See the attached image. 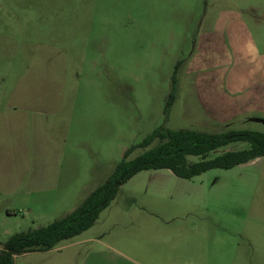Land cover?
<instances>
[{
	"label": "rangeland",
	"instance_id": "obj_1",
	"mask_svg": "<svg viewBox=\"0 0 264 264\" xmlns=\"http://www.w3.org/2000/svg\"><path fill=\"white\" fill-rule=\"evenodd\" d=\"M253 118L264 120V0H0V144L24 183L0 194V235L66 216L161 126L264 133ZM39 181L68 185L29 188ZM124 231L172 235L153 264H264V158L192 180L142 171L61 244Z\"/></svg>",
	"mask_w": 264,
	"mask_h": 264
},
{
	"label": "trees",
	"instance_id": "obj_2",
	"mask_svg": "<svg viewBox=\"0 0 264 264\" xmlns=\"http://www.w3.org/2000/svg\"><path fill=\"white\" fill-rule=\"evenodd\" d=\"M176 89V79L173 78L172 91L164 110L166 117L175 101ZM155 141L158 143L147 149ZM233 143L246 146L226 150ZM138 147L145 149L143 153L128 159ZM257 158H264L263 132L231 129L209 133L170 130L161 126L146 136L139 146L128 149L110 176L71 213L46 226L10 236L2 244L0 264H14L16 256L27 253L50 251L88 231L95 225L101 212L111 205L120 188L142 171L166 169L180 179L192 180L210 170H229Z\"/></svg>",
	"mask_w": 264,
	"mask_h": 264
},
{
	"label": "crops",
	"instance_id": "obj_3",
	"mask_svg": "<svg viewBox=\"0 0 264 264\" xmlns=\"http://www.w3.org/2000/svg\"><path fill=\"white\" fill-rule=\"evenodd\" d=\"M12 150L9 148L8 142L0 144V194H11L14 189L21 187L24 183H15L14 180V163L12 160ZM21 175L23 170L18 171ZM48 170H46V173ZM56 173V170H55ZM65 182L51 183L49 181H39L29 186L33 189L44 191L59 187H65ZM69 198H65L61 194V202L59 210L64 205L70 204ZM0 221L4 226L10 218L11 211H4V203L0 202ZM75 207L67 213H71ZM63 218V217H62ZM86 232V231H85ZM143 231H124L114 236H106L105 234L96 238H86L75 244L62 245L46 252H31L22 256L26 258L23 264H153V258L159 256L163 249L168 245H174L175 242L166 239L171 236L150 235ZM154 233V232H153ZM83 234V233H82ZM80 234L77 237H80ZM11 236L7 230L0 235V251L2 244ZM75 237V238H77ZM1 238H5L1 241ZM74 239V238H73ZM72 240V239H70ZM69 241V240H67ZM66 242V241H64ZM63 243V242H62ZM18 256L14 258L15 260Z\"/></svg>",
	"mask_w": 264,
	"mask_h": 264
},
{
	"label": "water",
	"instance_id": "obj_4",
	"mask_svg": "<svg viewBox=\"0 0 264 264\" xmlns=\"http://www.w3.org/2000/svg\"><path fill=\"white\" fill-rule=\"evenodd\" d=\"M250 121L251 122H255V123H262V124H264V120L263 119H259V118H253Z\"/></svg>",
	"mask_w": 264,
	"mask_h": 264
}]
</instances>
